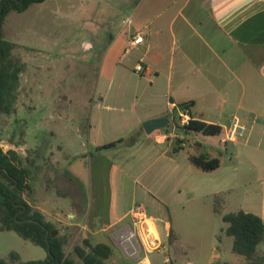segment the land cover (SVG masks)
<instances>
[{"label":"crops","instance_id":"0c3cea01","mask_svg":"<svg viewBox=\"0 0 264 264\" xmlns=\"http://www.w3.org/2000/svg\"><path fill=\"white\" fill-rule=\"evenodd\" d=\"M77 10V31L81 40L78 50L83 58L87 55L101 58L99 79L117 86L115 91L95 90L98 101L92 107V117L87 118L90 121L89 137H92L94 128L98 131L102 126L126 125L129 134L138 138L134 146L114 149L117 154L132 153L133 159L124 168L117 162L114 165L126 177L137 174L133 203L120 220L129 216L142 192L163 208L171 205L170 192L173 189L189 190L196 197L208 199L214 212L215 198L221 196L223 208L236 203V212L253 213L264 220V0H77ZM62 22L63 27L68 28L74 18L64 16ZM39 25V31L48 33L47 20L43 19ZM138 35L144 36V42L133 46L131 41ZM71 45L70 40L61 43L62 56L70 59L68 64L74 65L75 56L68 52ZM50 48L51 44L46 41L29 46L31 63L37 70L44 68V59H49ZM39 56H42L41 60ZM139 65L144 66L143 73L137 72ZM134 78L138 82H133ZM82 81L83 89H78L77 96L90 107L92 91L86 89L83 76ZM132 97L135 104L125 108L124 101ZM108 101L116 107L106 105ZM188 102H194L191 115L180 112L179 120L188 117L218 125L222 133L216 137L199 134L203 142L197 143L201 145L198 148L190 149L185 156L189 164L183 168L180 156L189 146V135L195 133L180 130L183 134L180 132V140L184 139L183 150L174 154L173 141L166 140L164 131L147 134L143 124L162 117H169L173 122L175 111ZM115 112H129V120H119L114 117ZM237 119L246 132L236 141H227V132ZM88 130L78 132L86 134ZM94 144L97 148L105 143L96 139ZM202 152L212 158L219 157L221 167L210 173L196 169L190 156ZM63 155L61 159L67 163L79 156L69 152ZM75 180L79 183L78 177L68 175L60 182L61 188L54 192L59 199L75 200L68 213L72 221L64 223L90 231L89 222L75 221L77 216L84 215V196L76 197L65 190ZM30 185V205L40 210L47 222H60L55 217L57 215L50 216L47 210V204L54 198L44 182L40 187L34 181ZM149 215L155 220L160 237L166 232V239H169L173 230L176 239L171 247L179 256L180 233L175 230L170 216L164 214L158 224V220ZM223 215H226L224 210ZM218 216L222 218V215ZM118 222L109 226L93 222L97 228L95 236L104 234ZM262 245L264 242L258 251ZM215 252L218 259L211 264H233L224 259V248L220 246ZM18 254L22 262L47 258V252L35 258H25L22 252ZM151 262L147 256L145 263Z\"/></svg>","mask_w":264,"mask_h":264},{"label":"rangeland","instance_id":"374dc122","mask_svg":"<svg viewBox=\"0 0 264 264\" xmlns=\"http://www.w3.org/2000/svg\"><path fill=\"white\" fill-rule=\"evenodd\" d=\"M77 11V0L69 3L66 0H48L44 5H34L24 13L12 11L8 15L4 25V36L6 40L15 44L10 60L21 68L22 72L12 112L0 113V145L5 152L14 150L20 155L22 165L29 171V184L34 181L40 187L44 182L48 188L50 196L54 199L47 204V210L50 216L57 215L56 219L60 220L55 221L54 225L58 228L60 236L67 241L65 246L67 254L73 252L75 245L83 244L84 239L88 238L93 244L104 242L113 247L114 255L109 264H147L145 263L147 256L152 261L151 264H211L218 259V251L217 253L215 251L219 250L220 246L226 250L224 259H229L233 264H250L244 257L232 251L234 238L226 234L228 224L215 214L212 203L184 189H173L170 192L171 205L163 208L144 192L139 194L137 199V203L144 205L148 214L158 220V224H161L160 220L164 214L170 216L175 230L180 233L179 256L175 255L171 247L176 235L166 239V232L165 238L162 235L160 237L162 247L149 254L142 251L141 259L125 255L115 243L114 233L130 223L129 217L122 220L120 218L133 203L134 181L137 174L134 172V176L126 177L121 169L114 165V162H117L119 167L124 168L127 163L133 161L132 153L124 151L117 154L116 150L98 153L94 141L97 139L106 144L121 138L128 139L131 135L126 125L125 127L117 125L102 126L98 131L94 128L92 137H89L90 121L87 118L92 117V107L95 101H98L95 90L115 91L117 86H110L109 81L99 79L101 58L91 55L83 58L78 50L81 40L77 31ZM64 16L74 18V22L68 28L63 27ZM43 19L48 22V33L38 30ZM67 40L72 42L68 52L75 56L74 65L68 64L70 59L62 56L64 50L61 43ZM39 41L51 44L48 50L49 59H44L48 65L44 64L41 71L31 63L29 49L30 45ZM39 59L41 60L42 56H39ZM82 76L86 78V89L92 91L93 101L90 107L85 106L81 97L77 96L78 89H83ZM132 81L138 82V79L134 78ZM134 101L132 97L129 101H124L123 106L129 108L135 104ZM106 105L116 107L110 101ZM129 115V112L114 113V117L124 119L126 122ZM175 121L180 122L177 117ZM86 130H88L86 134L78 132ZM98 132L100 137H97ZM180 132L178 130V134ZM178 140L180 139L172 140V148H175ZM198 142H203L202 136L197 133L189 135V146L182 157L180 156L183 168L189 164L185 156L191 148L196 149L200 146ZM67 152L79 156L67 163L61 159ZM83 153L86 156H82ZM171 156L174 157L173 153ZM68 175L78 177L80 186L75 180L69 183L65 190L76 197L84 196L82 202L85 207L84 215L81 218L77 216L75 221L79 220L83 224L89 222L88 230L92 233L64 223L72 221L68 218V213L75 200L59 199L54 191L61 188V181ZM38 192L40 193V189ZM23 198L30 201L28 194L23 195ZM223 210L225 214L235 213L237 205L232 204L222 208V212ZM116 221L119 222L109 227L104 234L95 236L97 228L93 222L109 226ZM153 232L157 237L154 228ZM12 252H22L25 258L41 257L46 253L42 247L24 240L16 232L0 231V259H8ZM258 255L264 256V245L260 247ZM73 257L81 264L78 257Z\"/></svg>","mask_w":264,"mask_h":264},{"label":"trees","instance_id":"16d2710c","mask_svg":"<svg viewBox=\"0 0 264 264\" xmlns=\"http://www.w3.org/2000/svg\"><path fill=\"white\" fill-rule=\"evenodd\" d=\"M46 0H0V113L10 114L16 101V91L20 83L21 68L10 60L15 44L5 39L6 18L12 11L24 13L32 5ZM183 113H190L194 102H188ZM186 133H197L207 137L220 136L222 128L191 118L189 123L180 126ZM138 141L133 135L128 139L121 138L96 148L98 153L114 150L124 146H134ZM183 140H178L173 153L177 154L183 147ZM201 146V145H200ZM191 164L198 170L210 173L221 167L219 157L212 158L206 152L190 156ZM29 171L22 165L20 155L10 150L5 152L0 145V231L16 232L24 240L42 247L47 252V258L39 261L22 262L16 252L10 253L8 259H0V264H79L73 257L81 260V264H109L114 255L113 247L107 243L93 244L86 238L83 244L75 245L73 252L67 254L66 239L60 236L58 228L46 221L44 214L35 209L23 198L32 191L29 184ZM22 197L20 198V196ZM224 199L215 198V213L222 215L228 224L226 234L234 238L233 252L244 257L250 264H264V256L258 255V248L264 242V220L260 216L245 211L223 215ZM174 235L173 230L170 238ZM215 264H221L219 262ZM230 264V263H225Z\"/></svg>","mask_w":264,"mask_h":264},{"label":"built area","instance_id":"2783aa9c","mask_svg":"<svg viewBox=\"0 0 264 264\" xmlns=\"http://www.w3.org/2000/svg\"><path fill=\"white\" fill-rule=\"evenodd\" d=\"M144 42V36L138 35L131 41L133 46ZM145 68L143 65L137 67L138 73H143ZM178 118V116H176ZM180 122L173 121L168 129L164 130L166 140L180 139L178 130L180 126L189 123L188 117H182ZM163 131V130H162ZM246 128L241 125L240 121L235 120L234 124L229 128L226 140L236 141L243 136ZM130 223L122 226L113 235V240L120 247L122 252L134 259H141V252L147 254L157 251L162 247V241L157 231L155 220L148 214L147 208L144 205L135 204L131 209L129 216ZM153 228L157 232V237L154 236Z\"/></svg>","mask_w":264,"mask_h":264},{"label":"water","instance_id":"95a60500","mask_svg":"<svg viewBox=\"0 0 264 264\" xmlns=\"http://www.w3.org/2000/svg\"><path fill=\"white\" fill-rule=\"evenodd\" d=\"M8 1V0H7ZM185 109V105L182 104L178 107L175 111L174 116H178L180 112H183ZM171 126V118L169 117H162L157 119H152L144 122L143 127L147 134H153L157 131H162L168 129ZM22 195L20 196V198ZM56 261L54 260L52 264H55Z\"/></svg>","mask_w":264,"mask_h":264}]
</instances>
